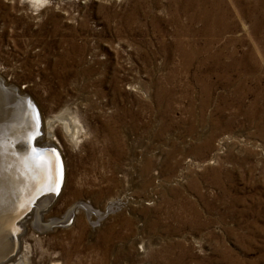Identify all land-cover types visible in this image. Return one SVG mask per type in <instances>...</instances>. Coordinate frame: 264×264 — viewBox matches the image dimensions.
<instances>
[{
    "label": "rangeland",
    "instance_id": "374dc122",
    "mask_svg": "<svg viewBox=\"0 0 264 264\" xmlns=\"http://www.w3.org/2000/svg\"><path fill=\"white\" fill-rule=\"evenodd\" d=\"M0 76L84 130L32 264H264V0H0Z\"/></svg>",
    "mask_w": 264,
    "mask_h": 264
},
{
    "label": "bare ground",
    "instance_id": "6f19581e",
    "mask_svg": "<svg viewBox=\"0 0 264 264\" xmlns=\"http://www.w3.org/2000/svg\"><path fill=\"white\" fill-rule=\"evenodd\" d=\"M31 1L35 5L44 3V0ZM25 93L12 87L10 82H5L0 76V264H32V246L26 243L21 247L22 235L17 236L15 231L26 222L40 229L38 218L42 212L39 207L61 196L66 183L65 165L64 185L60 194L57 196L50 192L39 198L32 212L20 224L17 223L20 212L27 210L29 200L50 187L56 175L60 174L58 152L47 148L40 159L32 154L30 142L38 129L40 117L37 111L40 112V107L35 99ZM40 115L43 136L35 140V145L49 147L59 144L60 140L55 134L58 124L63 125L65 137L74 146L83 138L82 126L76 117L69 116L67 109L63 108L58 114L51 115L46 123L41 112ZM58 184L60 186V181ZM84 209L89 211L90 208L85 205ZM49 264H61V261L53 258Z\"/></svg>",
    "mask_w": 264,
    "mask_h": 264
},
{
    "label": "water",
    "instance_id": "95a60500",
    "mask_svg": "<svg viewBox=\"0 0 264 264\" xmlns=\"http://www.w3.org/2000/svg\"><path fill=\"white\" fill-rule=\"evenodd\" d=\"M34 101V100H33ZM37 114L38 116L40 117V121H39V124H38V129H36V131L34 132V136L32 137V140H31V148H32V154L34 155V157H36L37 159L41 158V155H43V153L47 150V148H49L50 150H53L55 151L58 155H60V159L58 158V164H59V168H60V174L56 175V177L54 178V182L53 184L46 188L44 191H41L40 193H37L34 197H32L29 202H28V208L27 210H23L20 212V217L17 219V223H21L24 218L26 217L27 214H29L32 209H34V207L36 206L37 204V201L39 198L43 197V196H46L47 193H50V192H53V193H56L57 196L60 194L61 192V189L64 185V170H65V163H64V157H63V154L60 150V148L57 146V145H51L49 147H42V146H39V145H35V140L36 139H39L40 137L43 136V131L41 130V127H42V123H41V115H40V112L39 110L37 111ZM59 181H60V186H59ZM59 186V190L57 189V187ZM20 229L15 231L17 232V236H19V234L22 232L23 230V227L20 225L19 227Z\"/></svg>",
    "mask_w": 264,
    "mask_h": 264
}]
</instances>
